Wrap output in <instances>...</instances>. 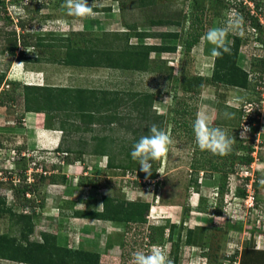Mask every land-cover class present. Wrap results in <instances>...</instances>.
Returning a JSON list of instances; mask_svg holds the SVG:
<instances>
[{
    "label": "rangeland",
    "instance_id": "374dc122",
    "mask_svg": "<svg viewBox=\"0 0 264 264\" xmlns=\"http://www.w3.org/2000/svg\"><path fill=\"white\" fill-rule=\"evenodd\" d=\"M0 1L4 3H0V72L5 74L0 85V177L7 181L0 186V195L11 205L14 189L9 184L18 185L15 190H19L23 182L33 181V172L46 176L34 191L26 193L41 204L35 210L28 241L42 242V232L51 233L58 246L97 252L99 264H132L135 252L147 254L153 246H161L174 264H241L243 257L248 264L252 254L243 256L244 249L255 251V264H264L263 254L256 257L257 250L264 251V186L260 184L264 179V69L252 65L264 57V0H88L95 15L86 19L68 15L64 0ZM194 11L202 15L204 34L185 56L179 39L161 34L178 32L185 38ZM233 13L243 17L245 35L229 31L227 43L240 37L235 64L248 72L249 83L239 87L205 81L192 95L183 92L180 69L185 68L189 78L210 77L214 46L206 33L211 28H226ZM13 31L18 40L19 34L29 32L37 45H19L12 54ZM63 43L79 53L92 46L115 55L145 44L176 43L177 48L175 52H151L147 70L96 69L48 62L52 57L63 59ZM21 50L26 53L25 62L18 61ZM15 78L18 87L11 84ZM25 83L121 91L119 98L126 94L118 112L125 118L114 124L98 120L109 113L107 105L94 114L90 125L76 106L67 112L27 111ZM134 92L154 94L150 114L165 116L166 132L173 141L167 156L152 163L155 177L142 172L139 163L133 170L116 165L122 163L126 147H133L148 134L145 122L134 117ZM178 104L187 113L176 115L172 122V109ZM29 106L35 109L36 104L30 100ZM198 115L235 139L226 158L219 156L202 167L201 163L214 155L202 151L190 133ZM88 125L91 130L82 129ZM174 125L176 131L170 132ZM51 128H62V142L58 150L45 151L40 148L41 136ZM245 129L248 131L242 137ZM104 137L105 144H101ZM99 144L105 154L93 153ZM79 151L83 154L75 157ZM234 154L249 155L252 161L239 162ZM110 157L113 167L107 165ZM221 160L226 162L222 168L211 166ZM89 179L96 185H86ZM79 180L85 184L80 185ZM239 189L243 191L238 194ZM104 196L149 202L145 221L128 228L122 221L76 213L102 210ZM185 207L188 214L184 217ZM14 209L19 212L21 207L14 205ZM172 221L177 223L175 227L170 226ZM188 228L195 231L191 234L194 242L188 239ZM19 230L20 225L8 214L0 216V234L18 238ZM0 264L19 263L0 257Z\"/></svg>",
    "mask_w": 264,
    "mask_h": 264
},
{
    "label": "trees",
    "instance_id": "16d2710c",
    "mask_svg": "<svg viewBox=\"0 0 264 264\" xmlns=\"http://www.w3.org/2000/svg\"><path fill=\"white\" fill-rule=\"evenodd\" d=\"M1 4L4 5L3 1H0ZM202 15L198 14L196 11L192 12L190 15V22L188 29L186 30L185 38H181L178 32H164L161 35L163 37H168L169 39H179L180 46L183 50V55L188 56L191 48L199 42V39L202 37L203 33V25H202ZM13 35V44L11 45L10 52L13 54L17 47L21 45L22 47H29L37 45V42L31 41L32 35L27 32L25 34H19L16 37V32H12ZM240 37L235 36L231 44H228L231 48V54H224L221 58L213 57V66L210 77H202L193 75L192 77H188L186 75L185 68L180 69L182 72V77H180V89L185 93H191V95L196 92L205 81L208 83H226L233 86L246 87L249 81L248 72L240 67L236 66L235 62L237 59L239 46H240ZM85 53H79L77 48L72 49L65 43H63V59L60 60L58 57H52L50 61L52 63L62 64L63 66L69 67H90V68H102V67H110V68H118V69H141L147 70V64L149 55L151 52H155L156 54L162 52H175L177 46L176 43L172 44H145L141 45L138 50H129L127 52H121L117 55L106 52L105 50H94L92 46L85 47ZM82 50V49H81ZM19 60H27L26 53H23L22 50L18 51ZM125 58V61H123ZM33 62H39L38 59L33 58ZM254 63V62H253ZM253 66H258L260 70L264 69V57L258 60L256 63L252 64ZM238 67V68H237ZM5 74L0 72V85L4 81ZM260 77V76H259ZM11 84L14 87H18L20 84L18 82L12 81ZM23 90L25 92V103L27 111L40 112L42 110H50L57 111L59 109H63V112L69 111L73 106L81 108L83 111L84 117H86L88 121L86 123L92 124L95 120V113H99L101 108L104 105L109 106L107 111L109 113L100 116L99 119L104 118L105 122L108 124H114V122L121 123L124 120L125 116L121 115L118 112V106L120 104H124V96L123 98H119L118 92H111L105 89L98 91L96 89H83L79 87H68V86H42V85H28L24 84ZM100 92L101 95H97ZM1 93V92H0ZM112 94V95H110ZM107 95H110L107 97ZM134 98L132 101V110L135 111V119H138L141 123L145 122V130L148 132V128L155 124L159 128L166 131L168 123L164 120L166 119L164 115H151L150 111L152 109V102L154 99L153 93L141 94L134 92ZM139 95H142L141 97ZM33 102L36 104L35 109H32L29 106V102ZM126 101V100H125ZM128 102V101H127ZM126 103V102H125ZM79 110V109H78ZM101 112V111H100ZM174 113L173 118L169 119L172 122L175 121L176 115H183L187 113L186 108H179V104L176 108L172 109ZM65 121L63 120V132ZM177 123V122H175ZM179 124V123H178ZM186 124L185 122L183 123ZM84 126L82 129L87 131L91 130L90 126ZM62 126V125H61ZM147 126V127H146ZM80 127V126H79ZM130 125L127 126L129 128ZM175 125L171 127L170 132H175ZM77 129V127H76ZM82 130V131H83ZM136 131L135 129H133ZM190 133L194 134L193 128H190ZM107 137L100 139L101 144H105ZM134 141V140H133ZM138 141V140H137ZM104 146L98 145L96 149H94L93 153L96 154H105L106 150L103 148ZM59 148V147H58ZM57 148V150H58ZM132 151V147H126L125 155L122 157L121 164H116L118 167H122L124 169L133 170V167L138 166L137 161H132V157L130 155ZM65 153H70L72 151L65 150ZM79 153V154H78ZM76 153L74 156L78 157L80 154H83L81 151ZM109 155H111L108 152ZM221 158H226V156H220ZM239 157L234 154L233 158ZM110 157L107 163L108 166L113 167V163ZM219 158L218 155H214L213 157L208 158V161L202 162L201 167L205 164L211 162L212 159ZM234 160V159H233ZM222 163L219 165H211L215 169L222 168L221 164L226 163L224 160H221ZM239 162H243L248 164L252 161V157L246 155L245 157H239ZM125 162V163H124ZM233 162V161H230ZM199 166V165H198ZM194 170L197 168L193 165ZM33 181L31 183L25 181L22 183L19 190H15V187L18 185L12 186L9 184L11 189H14V203L11 205L6 204V198L0 195V216L4 214H8L11 220H14L16 224L20 225V236L18 238L10 237L7 233L0 234V257L14 261L19 264H99V254L97 252L82 250L79 248H71V247H63L58 246L56 244L55 235L47 232H42V242H30L28 241V235L31 233L33 229V217L35 214L36 208L41 204L37 202L36 197L27 196V192H32L36 189V184L43 181L46 176L43 173H32ZM157 176L156 173H152L151 177ZM53 175L51 176V178ZM3 182L0 180V186L3 185ZM80 185L85 184L82 181H78ZM136 184H139L135 182ZM95 186L91 179L89 182L87 181L86 185ZM140 185V184H139ZM243 190L239 189L237 193H241ZM102 210H87V211H79L76 213L82 214V216H87L91 218H98L104 220H115L124 222L128 228L130 225L143 223L145 221V215L150 208V203L147 201L141 200H133V201H122L115 197L104 196L102 198ZM14 205L20 206L21 210L18 212L14 209ZM182 212L185 215L188 214V208H183ZM183 222V220H181ZM171 227H175V224L170 223ZM170 230V229H169ZM194 229L188 228L189 233V241H193L191 239V234L194 233ZM171 231L169 233V238ZM26 242V244L24 243ZM194 242V241H193ZM253 250H243V256L247 253L253 254ZM259 252L257 255H264V251H256ZM251 255L250 262L248 264L254 263V256ZM241 264H246L243 260Z\"/></svg>",
    "mask_w": 264,
    "mask_h": 264
},
{
    "label": "clouds",
    "instance_id": "9594fccd",
    "mask_svg": "<svg viewBox=\"0 0 264 264\" xmlns=\"http://www.w3.org/2000/svg\"><path fill=\"white\" fill-rule=\"evenodd\" d=\"M63 7L67 9L68 15L79 19H86L95 15L92 5L89 6L88 4V0H64ZM229 31L234 32L240 37H244V21L243 17L238 13H233L226 28H211L206 33L207 41L214 46L210 53L212 57L221 58L224 54H231V48L227 43ZM18 61L22 62V60ZM14 81L19 82L16 78ZM247 131L248 129H245L241 136L246 135ZM193 132L196 143L202 151H208L218 156H226L232 151L235 142L234 137H230L226 131L219 127H211L205 116H197L193 124ZM59 142L60 136L58 144L53 150L59 147ZM172 143V138L168 132L152 124L148 128V134L141 136L133 145L130 155L133 160L139 163L140 170L146 175L151 176L152 163L165 158L169 153ZM4 178L0 177V180H5ZM260 184L264 186V179L260 180ZM171 223L177 224L173 221ZM167 236L169 237V233ZM132 264H174V261L166 255L161 246H153L150 253L146 254L143 251L135 252Z\"/></svg>",
    "mask_w": 264,
    "mask_h": 264
},
{
    "label": "crops",
    "instance_id": "0c3cea01",
    "mask_svg": "<svg viewBox=\"0 0 264 264\" xmlns=\"http://www.w3.org/2000/svg\"><path fill=\"white\" fill-rule=\"evenodd\" d=\"M58 65H61V64H58ZM100 68H96V69H100ZM61 129L62 128H60L59 130H57L55 128H51L50 129V132L43 133V135L41 136V138L43 140V145L40 146V148H43L45 151L55 148V146L58 144L59 136H60V142H59V144L61 145V142H62V135L61 134H63L62 132H61V134L59 132ZM45 131H47V130H45ZM60 145H59V147H60ZM57 153H59V152L57 151ZM62 153H63V151H62ZM61 155L63 156V154H61ZM62 161L63 160L61 159V162ZM49 176L51 177L52 175L49 174Z\"/></svg>",
    "mask_w": 264,
    "mask_h": 264
}]
</instances>
